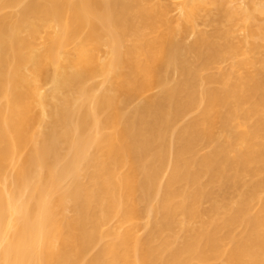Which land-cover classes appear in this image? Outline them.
Returning <instances> with one entry per match:
<instances>
[{
	"label": "bare ground",
	"instance_id": "obj_1",
	"mask_svg": "<svg viewBox=\"0 0 264 264\" xmlns=\"http://www.w3.org/2000/svg\"><path fill=\"white\" fill-rule=\"evenodd\" d=\"M0 264H264V0H0Z\"/></svg>",
	"mask_w": 264,
	"mask_h": 264
},
{
	"label": "rangeland",
	"instance_id": "obj_2",
	"mask_svg": "<svg viewBox=\"0 0 264 264\" xmlns=\"http://www.w3.org/2000/svg\"><path fill=\"white\" fill-rule=\"evenodd\" d=\"M254 1H258V0H238V3H239L242 7H245V6H247L249 3L254 2Z\"/></svg>",
	"mask_w": 264,
	"mask_h": 264
}]
</instances>
